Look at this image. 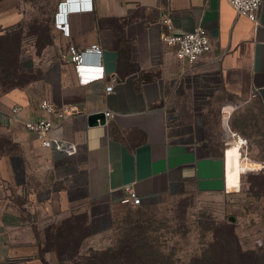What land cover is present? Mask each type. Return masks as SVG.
Segmentation results:
<instances>
[{
  "label": "crops",
  "instance_id": "1",
  "mask_svg": "<svg viewBox=\"0 0 264 264\" xmlns=\"http://www.w3.org/2000/svg\"><path fill=\"white\" fill-rule=\"evenodd\" d=\"M18 4L0 0V38L12 32L9 27L19 28ZM165 14L176 34L203 26L211 51L195 63L178 59L161 37ZM59 15L70 35L55 26L61 44L42 61L39 77L0 97V264L22 256L28 264L38 260L40 221L75 208L97 217L94 209L105 203L140 206L126 200L127 185L141 205L190 188L231 192L243 160L198 135L176 112L171 116L170 101L193 95L188 81L219 87L228 100L254 98L264 106V4L259 25L228 0H63ZM72 44L101 49V56L86 58L82 71L100 73V58L105 79L80 82L67 61ZM112 80L114 90L107 93ZM43 100L79 105L81 113L68 119L50 116L57 133L79 146L75 156L43 147L24 129L23 120L45 114ZM16 105L23 109L15 118ZM107 111L113 116L107 118ZM97 113L105 122L90 125Z\"/></svg>",
  "mask_w": 264,
  "mask_h": 264
},
{
  "label": "rangeland",
  "instance_id": "2",
  "mask_svg": "<svg viewBox=\"0 0 264 264\" xmlns=\"http://www.w3.org/2000/svg\"><path fill=\"white\" fill-rule=\"evenodd\" d=\"M62 1L19 0L23 12L19 28L9 27L12 32L0 39V97L37 79L42 61L56 53L61 40L55 26ZM187 85L193 95L178 103L170 101L171 116L176 112V118L190 121L187 126L193 125L198 135L221 142L229 157L243 160L232 191L208 194L190 188L138 207L105 203L94 209L97 217L75 208L40 221L34 251L39 258L31 264H83L85 257L117 246L130 230L138 237L133 251L143 258L153 252L178 264H227L230 260V264H247L233 260L235 236L243 250L260 252L253 264H264V106L254 98L228 100L219 87L202 82ZM230 103L237 104L234 109L226 107L224 113ZM232 134L248 140L244 151L239 142H233ZM227 141L233 144L228 146ZM145 240L153 248L142 246ZM8 264H28V260L22 256Z\"/></svg>",
  "mask_w": 264,
  "mask_h": 264
},
{
  "label": "built area",
  "instance_id": "3",
  "mask_svg": "<svg viewBox=\"0 0 264 264\" xmlns=\"http://www.w3.org/2000/svg\"><path fill=\"white\" fill-rule=\"evenodd\" d=\"M228 2L239 15L247 17L257 25L260 24V14L264 0H228ZM161 25L163 27V32L161 34L162 40L174 49L176 57L180 60L187 63H195L200 59V57L209 53L212 49L210 35L201 25L196 26L192 31H188L183 34H176L174 32L172 17L169 14L162 16ZM56 26L60 28L64 34L70 35V29L67 23L64 24L57 19ZM91 54L101 56L102 52L96 45L81 48L72 44L68 47L67 61L72 63L75 67L79 80L82 84H89L106 78L104 66L101 64L100 58L96 67L101 68L102 71L98 74L88 76L83 75V63ZM113 90L114 81L112 80L107 85L106 92L111 93ZM236 104L237 103H230L225 106L223 112L228 106H230L231 109H234ZM40 106L45 114L37 119L23 120L22 125L24 129L35 134L43 147L51 148L69 157L75 156L79 152V146L75 142L62 137L59 133H57L55 124L50 116L53 115L62 120L68 119L81 113L79 105H62L61 107H57L52 102L43 100ZM22 109L23 107L21 105L14 106L12 108L13 117L16 118ZM105 115L107 118H110L113 116V113L107 111ZM233 136L235 137L233 142H239L242 150L244 151L248 144V140L239 135H237V137L235 135ZM233 142L227 141V145L230 146ZM125 190L127 192L126 200L128 202L133 205L142 204V198L137 194L132 185H127Z\"/></svg>",
  "mask_w": 264,
  "mask_h": 264
},
{
  "label": "trees",
  "instance_id": "4",
  "mask_svg": "<svg viewBox=\"0 0 264 264\" xmlns=\"http://www.w3.org/2000/svg\"><path fill=\"white\" fill-rule=\"evenodd\" d=\"M7 36H3L0 39L7 38ZM16 66H18V64H16ZM129 232L130 235H127L125 239L119 240L117 246L109 248L104 252H97L95 254L93 253L91 256L85 257V263L83 264H91V261L97 260L104 261L106 264H178V262L173 258L157 257L156 255H153V252L148 254L146 258L136 255L133 250H135L134 247L136 244V238L138 237L135 236L136 232H131V230ZM141 245L146 248H153V246L147 240L142 242ZM231 251L235 255L233 260L237 259L238 261H243V263L247 262V264H253L261 256L260 252L256 250H243L239 240H237L235 236ZM230 262L231 260L227 261V264H230Z\"/></svg>",
  "mask_w": 264,
  "mask_h": 264
},
{
  "label": "water",
  "instance_id": "5",
  "mask_svg": "<svg viewBox=\"0 0 264 264\" xmlns=\"http://www.w3.org/2000/svg\"><path fill=\"white\" fill-rule=\"evenodd\" d=\"M89 122H90V125H95L98 123H104L105 122V116L103 113H97V114L91 115L89 117Z\"/></svg>",
  "mask_w": 264,
  "mask_h": 264
}]
</instances>
